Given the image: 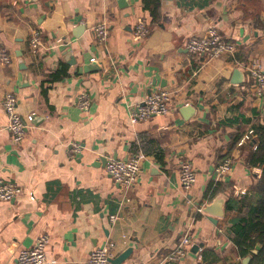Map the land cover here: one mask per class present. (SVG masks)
Listing matches in <instances>:
<instances>
[{
    "label": "crops",
    "instance_id": "1",
    "mask_svg": "<svg viewBox=\"0 0 264 264\" xmlns=\"http://www.w3.org/2000/svg\"><path fill=\"white\" fill-rule=\"evenodd\" d=\"M142 1L0 0V48L11 56L0 63V180L23 191L0 200V264H17L18 252L42 235L47 264H85L108 243L112 260L131 250L121 264H250L230 229L246 215L240 197L261 174L238 143L264 124V102L247 89L245 73L252 62L264 70V0H160L156 19ZM138 23L145 37L134 36ZM100 24L108 31L102 43ZM209 26L231 53L187 52L188 39ZM158 91L170 93L171 111L130 123L129 109ZM81 94L89 99L84 112ZM7 96L32 118L20 143L6 128ZM134 154L144 156L141 174L122 191L102 159ZM227 158L231 172L217 180L214 168ZM182 160L196 173L187 193ZM210 205L213 214L196 212ZM184 235V256L166 261Z\"/></svg>",
    "mask_w": 264,
    "mask_h": 264
},
{
    "label": "built area",
    "instance_id": "2",
    "mask_svg": "<svg viewBox=\"0 0 264 264\" xmlns=\"http://www.w3.org/2000/svg\"><path fill=\"white\" fill-rule=\"evenodd\" d=\"M97 42H104L107 39L108 31L104 24L97 25L94 28ZM148 31L143 23H138L134 29L133 34L135 37H145ZM39 34L34 33L29 42V49L32 53H36L39 48ZM187 52L194 57H204L206 59L219 58L223 54L231 53L234 46L229 43H224L221 40L218 32L213 26H209L205 35L202 38L191 37L187 41ZM0 63L8 65L11 63V56L6 54L0 48ZM246 77L248 78L247 89H251L255 99L264 102V70L257 62H252L246 67ZM78 108L81 111H86L89 104V99L85 94H81L78 99ZM2 109L7 116V130L12 135V140L15 143H20L24 138L25 131L31 124L32 118L20 117L16 111V103L12 96H7L3 103ZM170 95L167 91H158L149 96L141 104L131 107L128 112L130 123L136 124L140 121H146L154 116H164L171 111ZM252 131H248L238 143L241 147L250 141ZM75 148L78 149L77 145ZM144 159L142 154L131 155L126 160L108 158L105 165V173L120 186L122 191L133 189L141 174V162ZM233 162L230 158L224 159L218 163L214 168V175L217 180L223 178L231 172ZM196 181V175L193 170L192 164L183 160L179 167V182L182 189L187 193ZM23 193L22 189L10 183H4L0 180V200L9 201L19 197ZM197 213H202V207L196 208ZM114 218H111L113 221ZM47 237L42 235L37 239L35 245L31 249L21 250L18 252L16 261L17 264H47L46 260V244ZM189 246V239L184 235L177 249L172 252L167 260L178 261L184 256L185 249ZM115 254V245L108 243L104 246L93 249L85 264H109V260Z\"/></svg>",
    "mask_w": 264,
    "mask_h": 264
},
{
    "label": "trees",
    "instance_id": "3",
    "mask_svg": "<svg viewBox=\"0 0 264 264\" xmlns=\"http://www.w3.org/2000/svg\"><path fill=\"white\" fill-rule=\"evenodd\" d=\"M160 0H143L142 6L157 18ZM253 142V145L250 143ZM241 147L249 148L246 162L248 167L261 171L259 179L249 192L241 196L246 215L240 216L230 229L231 237L240 257H250V264H264V124L252 128L250 141ZM228 210L231 207L227 206ZM256 247L259 250L256 251ZM256 251V252H255Z\"/></svg>",
    "mask_w": 264,
    "mask_h": 264
},
{
    "label": "water",
    "instance_id": "4",
    "mask_svg": "<svg viewBox=\"0 0 264 264\" xmlns=\"http://www.w3.org/2000/svg\"><path fill=\"white\" fill-rule=\"evenodd\" d=\"M22 67H23V64H22ZM186 110H187V111H190V109H186ZM250 145H253V142H251ZM102 162L105 164V163H106V159L103 158V159H102ZM212 209H213V207H212V205H210V206L206 207V208L203 210V212H204V213H212V214H213ZM214 215H215L216 217H221V216H222V212H220V213H215ZM215 222H216V221H215ZM200 246H201V245H199V246H196V245L193 246V249H192L193 253H196V252L198 251V248H199ZM257 250H259V247H256V251H257ZM256 251H255V252H256ZM130 252H131L130 249L126 250L124 253L120 254V255H119L118 257H116L115 259H113V260H112V259L109 260V263H110V264H121L124 260L127 259V257L129 256ZM248 261H249V258L245 259V260H244V263L247 264Z\"/></svg>",
    "mask_w": 264,
    "mask_h": 264
},
{
    "label": "rangeland",
    "instance_id": "5",
    "mask_svg": "<svg viewBox=\"0 0 264 264\" xmlns=\"http://www.w3.org/2000/svg\"><path fill=\"white\" fill-rule=\"evenodd\" d=\"M169 95H170V93L169 92H167ZM18 114V113H17ZM19 115V114H18ZM20 116V115H19ZM21 117V116H20ZM155 117V116H154ZM7 126V125H6ZM248 144V143H247ZM107 160L108 159H106V162H107ZM183 161V160H182ZM188 161V160H187ZM192 164V163H191ZM105 165H106V163H105ZM105 168V167H104ZM193 170H194V168H193ZM195 172V171H194ZM195 175H196V173H195ZM191 189V188H190ZM202 212H203V209H202ZM183 238V237H182ZM166 261H168L169 262V260H167V258H166Z\"/></svg>",
    "mask_w": 264,
    "mask_h": 264
}]
</instances>
